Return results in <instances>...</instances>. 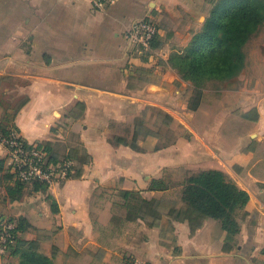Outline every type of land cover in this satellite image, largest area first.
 Instances as JSON below:
<instances>
[{
  "label": "crops",
  "instance_id": "0c3cea01",
  "mask_svg": "<svg viewBox=\"0 0 264 264\" xmlns=\"http://www.w3.org/2000/svg\"><path fill=\"white\" fill-rule=\"evenodd\" d=\"M210 10L209 0H110L103 9L90 0H0V94L8 92L6 81L22 79L18 93L28 98L12 124L27 143H51L60 157L77 148L88 155L84 164L76 162L79 178L47 191L28 187L11 201L7 189L15 182L0 143V216L26 219L29 228L19 237L37 240L54 264H264V24L244 48L242 73L224 82L236 87L214 97L204 89L196 111L183 88L191 84L169 64ZM147 17L159 33L142 55L127 32ZM147 108L168 113L173 129L181 125L189 136L157 149L154 129L144 124L151 133L142 136L137 125ZM5 110L0 104V122ZM136 131L141 150L114 140L130 141ZM209 169L250 195L228 250L218 220L207 218L192 231L169 216L183 206L181 198L153 220L136 216L122 195L161 201L171 188L150 190L153 180L169 186L172 180L181 193L188 175ZM18 262L0 256V264Z\"/></svg>",
  "mask_w": 264,
  "mask_h": 264
},
{
  "label": "trees",
  "instance_id": "16d2710c",
  "mask_svg": "<svg viewBox=\"0 0 264 264\" xmlns=\"http://www.w3.org/2000/svg\"><path fill=\"white\" fill-rule=\"evenodd\" d=\"M209 3L211 10L200 31L192 36L186 47L174 50L169 56L171 67L178 72L183 81L193 86L195 95L188 102L191 111H196L200 107L203 90L208 81L230 82L242 73L246 64L244 48L264 24V0H209ZM27 101L28 98H24L12 114L5 110L0 122V131L4 136H8L12 130L16 131L12 120ZM75 108L82 112L85 105L77 102ZM141 124L137 122V125ZM138 136L139 133L136 131L130 141L122 137H115L114 140L134 150H141ZM162 146H157V149ZM44 147L49 154V162L57 163L63 158L58 155L53 144L47 143ZM65 157L81 164L88 161L86 152L79 148L69 150ZM3 167L4 161L0 160V170ZM81 175L82 169L76 164L75 173L70 179L79 178ZM14 182V186L7 189L11 201L22 198L28 187L33 191H47L49 188L43 182L27 184L17 179H14ZM181 185L183 206L172 207L169 216L176 221H187L192 231L199 228L207 218L218 220L227 234L225 249L232 247L231 242H234L235 236L241 231L237 216L250 201L249 193L240 188L227 174L216 169L190 174ZM170 187L163 180H153L150 190L163 191ZM122 195L131 203L129 206L135 211L136 216L142 218L150 216L153 220L162 217L158 207L160 201L147 200L141 197L140 193L131 191H122ZM52 208L56 209L54 202ZM29 225L24 218L16 220L15 243L7 254L17 256L18 264H54L52 258L39 251L37 240L19 237V233L29 228Z\"/></svg>",
  "mask_w": 264,
  "mask_h": 264
},
{
  "label": "built area",
  "instance_id": "2783aa9c",
  "mask_svg": "<svg viewBox=\"0 0 264 264\" xmlns=\"http://www.w3.org/2000/svg\"><path fill=\"white\" fill-rule=\"evenodd\" d=\"M81 1V0H74ZM110 0H90L97 9ZM159 33L157 23L150 17L135 21L127 38L142 55L149 53L152 43ZM0 143L7 149V160L14 179L30 184L43 182L48 186L62 185L75 173L76 162L71 158H63L57 163L49 162V154L44 145L27 143L19 133L12 130L8 136L0 131ZM16 221L9 217L0 216V256H5L15 243L14 231Z\"/></svg>",
  "mask_w": 264,
  "mask_h": 264
},
{
  "label": "rangeland",
  "instance_id": "374dc122",
  "mask_svg": "<svg viewBox=\"0 0 264 264\" xmlns=\"http://www.w3.org/2000/svg\"><path fill=\"white\" fill-rule=\"evenodd\" d=\"M264 29V28H263ZM260 33V32H259ZM247 52L250 54V48H247ZM247 68V66H246ZM22 79H10L3 84V88L7 89V93L0 94V104L7 110L9 113L12 114L16 107L20 104V102L24 99L23 95H20L18 89L20 86L23 85ZM237 82L233 84H225L224 82L210 80L206 84L205 88L207 92H209L210 97L219 96L222 93V90L225 88H235ZM183 88L188 92L186 93L188 99L187 103L190 99L195 95L194 89L192 84L190 86H183ZM190 92V93H189ZM173 118L168 113L160 110V109H149L145 110L144 117L141 118L140 123L141 127L140 134L142 136H146L147 134L151 133L149 127H152L154 133H156L159 137V145H166L173 142L178 136H185L188 137L189 135L184 131L181 125H176L175 129H173ZM144 124L148 125L144 126ZM77 125H75L71 132L70 137L74 138L76 136ZM171 185V192L169 193V198H161L160 204L158 205L159 208L162 207H169L172 205L176 206L180 202V198L182 196V192L179 191V185H176V182L170 181Z\"/></svg>",
  "mask_w": 264,
  "mask_h": 264
}]
</instances>
